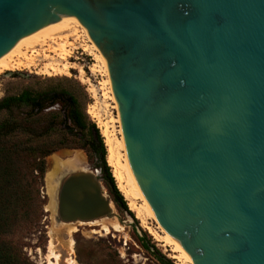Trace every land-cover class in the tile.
Returning <instances> with one entry per match:
<instances>
[{
    "label": "water",
    "instance_id": "water-1",
    "mask_svg": "<svg viewBox=\"0 0 264 264\" xmlns=\"http://www.w3.org/2000/svg\"><path fill=\"white\" fill-rule=\"evenodd\" d=\"M59 20L105 66L154 227L190 264H264V0H0V61ZM110 203L73 171L55 221Z\"/></svg>",
    "mask_w": 264,
    "mask_h": 264
},
{
    "label": "rangeland",
    "instance_id": "rangeland-1",
    "mask_svg": "<svg viewBox=\"0 0 264 264\" xmlns=\"http://www.w3.org/2000/svg\"><path fill=\"white\" fill-rule=\"evenodd\" d=\"M66 35H68L67 50L69 52L67 61L73 66L69 75L54 74L55 72H51V76L42 74L41 69L52 62V60L44 59V51L56 62L64 63L49 48L56 49L58 48L56 44L65 43L64 36ZM60 36L61 38H57V43H51L45 48H36L40 54L42 53L37 57L39 65L37 69L6 72L0 76V99L6 95H17L26 89L38 92L56 85L72 86L77 93H83L86 96L85 112L99 129L107 151L106 162L114 175V168L108 161L109 149L104 131L107 130V134H110L109 137L111 136L110 139L113 138L116 143L121 138V129L107 74L103 66L95 62L89 52L84 51V48L89 45L79 32L76 36H69V33H63ZM28 54H33V51ZM93 65H97L94 72L91 71ZM80 70L83 73H80ZM64 109L63 103L54 107V110L60 112H63ZM89 110H92L97 117L94 118ZM17 113L21 115L22 111H16L14 113L16 117ZM116 149L115 153L121 157L122 150ZM91 155L87 148L86 150L61 149L45 158V173L38 185L39 198L36 202V209L34 208L35 211L29 217V221L23 222L14 233L8 234V241L29 264H56V259L50 256L51 244L54 246L55 254L59 256L57 264H160L150 252L144 250L139 244V237L146 233L148 235L146 239L155 244L163 255L174 264H182L176 257H173L177 254H174L172 247L156 238L162 234L154 227L151 217L138 216L135 209L130 207L126 197L124 198L130 214L115 206L101 179L100 171L94 168ZM60 156L62 158L77 156L85 165L83 170L96 171L102 192L108 196L114 206V210L111 211L112 216L102 219L109 229L108 232L87 222L64 223L71 225L55 229V220L53 219L55 188L52 182L56 174V167L62 162ZM134 202L136 206L142 205L140 200L135 199Z\"/></svg>",
    "mask_w": 264,
    "mask_h": 264
},
{
    "label": "trees",
    "instance_id": "trees-1",
    "mask_svg": "<svg viewBox=\"0 0 264 264\" xmlns=\"http://www.w3.org/2000/svg\"><path fill=\"white\" fill-rule=\"evenodd\" d=\"M60 103L65 105L63 112L54 110ZM85 105L83 93L61 85L38 92L26 89L0 99V264H29L8 241V234L30 220L45 158L58 150L87 148L113 203L130 214L107 165L99 129L87 116ZM16 111H22L21 115L16 117ZM147 237L146 233L139 237L140 246L160 264H174Z\"/></svg>",
    "mask_w": 264,
    "mask_h": 264
},
{
    "label": "bare ground",
    "instance_id": "bare-ground-1",
    "mask_svg": "<svg viewBox=\"0 0 264 264\" xmlns=\"http://www.w3.org/2000/svg\"><path fill=\"white\" fill-rule=\"evenodd\" d=\"M63 33H69V36L78 35L77 29L74 27V25L71 23L70 20H59L50 29H48L44 34L20 41L16 45V47L12 50V52L9 54V56H7L6 58L0 61V76L6 72H16V71H20L23 69H28V70L37 69L39 66L37 64V57L41 56L42 53L40 54L36 50V48H39V47L45 48V47H48L49 44L51 43H57L58 41L57 38L58 37L61 38L60 35ZM67 38H68V35L64 36V39H66L65 43L56 44L58 45V48L56 49L52 47L49 48V50L52 49L51 52L55 53L64 63L60 64L59 62H56L53 57H51L50 55H47L46 54L47 52L44 51L46 52V53L43 52L44 59L52 60V62L50 64L45 65L41 69L42 74H46V75L48 74L51 76L52 74L50 73L55 72L54 74L60 73L62 75H69L71 71L70 69H72L73 66H71L69 62L67 61V58L69 57V52L67 50V44H68ZM32 51H33V54L29 55L28 53ZM84 51L89 52V54L94 57L95 62L100 63L103 66L104 71L106 73L105 66L96 56V54L93 52L90 46L85 47ZM96 67L97 65H93L91 67V71L94 72ZM79 72L83 73L82 70H80ZM89 113L94 118L97 117L92 110H89ZM106 131H104V136L106 138L108 149H109L108 161H109L110 166L114 168V177L116 179L119 190L124 195V197H126V199L129 201L130 207L135 209L138 216H141L143 218L151 217L148 211L147 205L131 173L130 165H129L127 155H126L122 133H121L120 140L114 143L113 138H112L113 140L112 142V140L110 139L111 136L109 137L110 134L108 135ZM116 148H119L122 150L123 154H121L122 155L121 157L117 156V154L115 153L117 151ZM60 158L62 162L60 163L59 166L56 167L57 168L56 174L52 182V185L55 188L54 210H53L54 220L56 216L57 192H58L60 180L62 179L64 175L68 173H71L73 171L83 170L85 168L83 161L77 156L64 157V158L60 156ZM135 199L140 200L142 202V205L136 206L135 204L136 201L134 202ZM110 209L114 210V206L112 203H110ZM80 223L82 222H78V224ZM88 223H91L92 225H96L102 228V230L105 232H108L109 230L104 220L102 219L98 221L88 222ZM68 225H71V224L56 223L55 221V229H62ZM156 238L159 239V241L160 240L163 241L166 245L172 247L174 254H177V256L174 255L173 257H176L179 262H181L182 264H190L163 235L162 236L158 235L156 236ZM50 256L55 258L56 262L58 263L59 256L55 254L53 244H51V247H50Z\"/></svg>",
    "mask_w": 264,
    "mask_h": 264
}]
</instances>
